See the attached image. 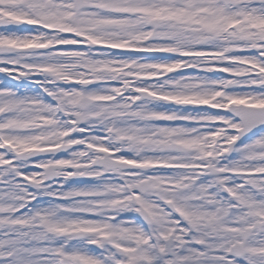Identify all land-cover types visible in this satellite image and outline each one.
<instances>
[{"label": "snow or ice", "instance_id": "snow-or-ice-1", "mask_svg": "<svg viewBox=\"0 0 264 264\" xmlns=\"http://www.w3.org/2000/svg\"><path fill=\"white\" fill-rule=\"evenodd\" d=\"M0 264H264V0H0Z\"/></svg>", "mask_w": 264, "mask_h": 264}]
</instances>
